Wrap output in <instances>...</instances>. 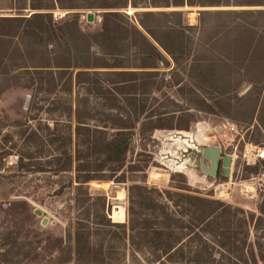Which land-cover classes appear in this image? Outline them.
Listing matches in <instances>:
<instances>
[{"label": "rangeland", "instance_id": "rangeland-1", "mask_svg": "<svg viewBox=\"0 0 264 264\" xmlns=\"http://www.w3.org/2000/svg\"><path fill=\"white\" fill-rule=\"evenodd\" d=\"M154 1L157 7L148 4ZM172 1L182 2L60 0L68 6L60 7L57 0H0V17L48 13L31 22L40 31L14 36L16 24L0 20V257L7 263L75 264L55 262L56 248L60 236L64 244L66 218L82 217L74 200L87 191L107 195L108 216L113 205L122 206L124 220L110 218L126 224V232L113 234V239L108 232L92 234V241L103 242V248L93 249L88 264H147L150 253L135 250L132 242L138 238L128 228L136 212L145 215V207L133 204L138 186L170 192L184 186L195 195L259 216L264 162L245 165L233 160L225 177L205 174L199 160L204 146H219L223 155L236 145L226 144L230 136L218 128L224 118L236 122L246 140L264 142V0H185L183 6ZM30 2L45 8L34 10ZM114 5L117 8L109 7ZM107 11L120 12L116 20L123 28L115 31L117 39L99 45L93 36L101 33ZM117 124L130 126L122 129L129 144L120 171L113 172L103 139L116 133ZM67 163L69 170H57ZM160 194L173 217L184 220L175 211L183 205ZM25 195L39 214L35 209H7L9 200ZM248 228V235L237 231L230 242H245L247 250V243L256 247L258 236L264 242V224L257 229L251 222ZM12 229L18 230L16 241L7 236ZM187 243L173 251L171 263L193 258L199 245ZM156 254L165 257L160 249ZM221 254L235 255L226 250Z\"/></svg>", "mask_w": 264, "mask_h": 264}, {"label": "trees", "instance_id": "trees-1", "mask_svg": "<svg viewBox=\"0 0 264 264\" xmlns=\"http://www.w3.org/2000/svg\"><path fill=\"white\" fill-rule=\"evenodd\" d=\"M58 3L60 0H57ZM169 3V2H168ZM187 3V2H186ZM60 4V7H68ZM134 8L137 7L135 3H131ZM152 7H157L156 2H148ZM175 6H183L185 0L180 3L171 2ZM169 6V4L167 5ZM29 7L34 10H41L45 6L36 4L33 2L29 3ZM108 7V6H106ZM111 8H117V5L109 6ZM26 8V7H15ZM118 11H107L103 14V20L101 24V33L94 34V41L99 45L103 42H107L108 39H117L115 31L123 28V26L118 25L116 18L120 16ZM135 13H138L135 11ZM151 11H143L142 14H150ZM23 13H16L14 16L10 17H0V20H9L14 22L15 29L11 35H16L20 33H27L30 31H40L41 27L31 26V22L37 21L43 18L45 14L42 11H33L29 16L22 15ZM24 21L23 24L20 22ZM140 26L151 36L155 42L163 48L165 51L169 52V49L165 43L152 33L150 27L146 25L142 20H137ZM110 22L114 23V27L111 28ZM129 30L137 35H139L146 44L151 45L155 48L145 35L140 32L135 26L129 25ZM56 67H67V65H62L59 63H54ZM115 67H121L120 64H115ZM64 71V70H61ZM120 72L121 71H115ZM118 129L116 133L107 139H103V150L107 153V158L113 172L120 171L125 152L129 144L128 136H124L123 128L130 127L124 126V124H117ZM97 132L102 133L105 130L96 129ZM23 157H21L22 161ZM264 162L261 160L259 163ZM258 163V164H259ZM257 165V164H256ZM105 166L103 161L98 167ZM20 167H28V163ZM254 167V166H253ZM69 163L64 164L57 170H69ZM90 179V178H89ZM75 185L77 190L82 188L81 182ZM86 181V180H85ZM139 190L137 201H133V204L138 203L140 206L145 207L143 209V217H138L136 212V217L130 219L128 228L134 235H137V243H133V246L137 252H148L150 256L146 258L147 264H169L171 260L174 259L172 254L174 250L182 242L187 241L188 245L194 244L199 245V248L193 250L192 259H187L185 262L179 260H174L179 263L184 264H227L231 261L229 259L233 258L236 262L235 264H257V260L264 263V242L259 241V236L256 241V247L253 243H247L248 250L244 249V243L236 244L235 242H230V238L234 237L239 233L246 236L249 233V224L253 222L257 229L262 228L264 224V199L260 204L257 205L259 216L255 217L253 214H248L240 208H234L229 204H225L219 200L205 198L202 196L195 195L187 187L179 186L176 187L180 191L163 190L158 191L156 188H147L146 186H138ZM164 193V197L170 202H174L175 205L183 206L179 210H175L179 215L184 216L185 219L174 218L172 210L169 209L166 202L161 201V194ZM118 195H121L118 193ZM29 195L24 197H15L8 202V208L12 211H17L22 209L23 212L31 211L33 212L35 206L31 205ZM175 197H179V200H175ZM74 202L80 208V215L82 217H77L76 220L72 218H66L65 220V240L64 244L62 242V236L59 237V245L56 248L55 262L66 263L74 261L75 264H88L90 261V256L93 254V249L95 251L97 248L102 251L103 242L96 243L92 241V234L98 235L99 232H108L113 239V234L125 233L126 224L124 222H114L107 215L109 208L108 198L106 194L93 195L92 192H84L83 196H78ZM179 202V203H178ZM132 204V205H133ZM71 205V204H69ZM115 209V211H114ZM241 215L236 218V215ZM120 216V221L125 218L124 208L120 205H113L111 217L114 219L115 216ZM119 227L121 230L119 232H111V227ZM121 231V232H120ZM8 237H11L14 241L19 238L18 230L7 233ZM111 246H108V251ZM165 255L164 258L161 255L156 254L158 250ZM256 249V250H255ZM226 250L228 252L234 253L228 257L222 256L221 252ZM256 251L258 254H256ZM215 252L219 255L216 256ZM3 256V253H0ZM183 257V256H181ZM97 260V259H96ZM98 261V260H97ZM95 262V259L93 260ZM232 263V262H231ZM0 264H9L4 258L0 257Z\"/></svg>", "mask_w": 264, "mask_h": 264}, {"label": "built area", "instance_id": "built-area-1", "mask_svg": "<svg viewBox=\"0 0 264 264\" xmlns=\"http://www.w3.org/2000/svg\"><path fill=\"white\" fill-rule=\"evenodd\" d=\"M218 128L225 133L226 138L230 136L229 141L225 140L226 144H229L231 146H233V144H236L233 147V150H230L228 153H225L231 156L232 161H235L236 159H241L245 165H255L261 160H264V142L254 143L250 140H246L245 132L239 129L238 124L236 122L224 118ZM240 143H242V147L241 149H238L237 144ZM236 171L239 172V168H236ZM259 178H264V170L259 173Z\"/></svg>", "mask_w": 264, "mask_h": 264}, {"label": "water", "instance_id": "water-1", "mask_svg": "<svg viewBox=\"0 0 264 264\" xmlns=\"http://www.w3.org/2000/svg\"><path fill=\"white\" fill-rule=\"evenodd\" d=\"M87 19L90 21L92 20L91 14H88ZM221 160L224 176L228 177L230 174V167H231V156L228 154L221 155V148L219 146H204L200 153V168L201 170L210 176H216L218 163ZM208 162V164L206 163ZM35 213L39 214V208L35 209ZM111 217V216H109Z\"/></svg>", "mask_w": 264, "mask_h": 264}, {"label": "flooded vegetation", "instance_id": "flooded-vegetation-1", "mask_svg": "<svg viewBox=\"0 0 264 264\" xmlns=\"http://www.w3.org/2000/svg\"><path fill=\"white\" fill-rule=\"evenodd\" d=\"M206 163L208 164V162H206ZM221 173L224 174V170H223V166H222V163H221V160H220L219 163H218V169H217V174L216 175H219Z\"/></svg>", "mask_w": 264, "mask_h": 264}]
</instances>
